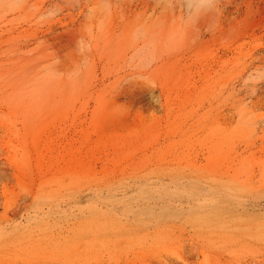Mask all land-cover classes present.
Wrapping results in <instances>:
<instances>
[{"label": "rangeland", "instance_id": "374dc122", "mask_svg": "<svg viewBox=\"0 0 264 264\" xmlns=\"http://www.w3.org/2000/svg\"><path fill=\"white\" fill-rule=\"evenodd\" d=\"M0 0V264H264V0Z\"/></svg>", "mask_w": 264, "mask_h": 264}, {"label": "clouds", "instance_id": "9594fccd", "mask_svg": "<svg viewBox=\"0 0 264 264\" xmlns=\"http://www.w3.org/2000/svg\"><path fill=\"white\" fill-rule=\"evenodd\" d=\"M197 10L211 8L213 6V0H194V3L191 5Z\"/></svg>", "mask_w": 264, "mask_h": 264}]
</instances>
